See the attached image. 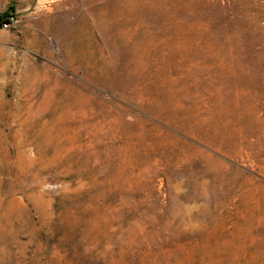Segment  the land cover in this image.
<instances>
[{
  "label": "rangeland",
  "instance_id": "rangeland-1",
  "mask_svg": "<svg viewBox=\"0 0 264 264\" xmlns=\"http://www.w3.org/2000/svg\"><path fill=\"white\" fill-rule=\"evenodd\" d=\"M0 264H264V0H0Z\"/></svg>",
  "mask_w": 264,
  "mask_h": 264
},
{
  "label": "built area",
  "instance_id": "built-area-1",
  "mask_svg": "<svg viewBox=\"0 0 264 264\" xmlns=\"http://www.w3.org/2000/svg\"><path fill=\"white\" fill-rule=\"evenodd\" d=\"M8 20V22L3 23L0 27H2L3 29H10L17 26V24L19 23V19L15 14H12Z\"/></svg>",
  "mask_w": 264,
  "mask_h": 264
},
{
  "label": "trees",
  "instance_id": "trees-1",
  "mask_svg": "<svg viewBox=\"0 0 264 264\" xmlns=\"http://www.w3.org/2000/svg\"><path fill=\"white\" fill-rule=\"evenodd\" d=\"M14 14V10L12 7H10L7 11L0 13V26L5 23L8 22L9 17Z\"/></svg>",
  "mask_w": 264,
  "mask_h": 264
}]
</instances>
